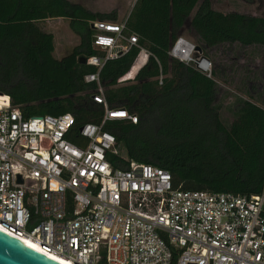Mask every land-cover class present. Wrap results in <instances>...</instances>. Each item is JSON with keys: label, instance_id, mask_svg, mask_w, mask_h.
<instances>
[{"label": "trees", "instance_id": "trees-1", "mask_svg": "<svg viewBox=\"0 0 264 264\" xmlns=\"http://www.w3.org/2000/svg\"><path fill=\"white\" fill-rule=\"evenodd\" d=\"M260 0H250V5ZM66 19L80 42L62 58L55 56V36L42 23ZM120 24L117 11L93 12L71 0H0V94L8 95L25 117L72 115L76 127L68 139L76 145L87 123L100 124L104 108L93 96L103 89L110 108L125 109L138 122L114 120L105 129L120 153L109 152L112 169L130 162L170 173L174 189L255 196L264 190V10L256 14L215 9L213 0H136L124 34L138 43L100 69L80 58L99 57L92 23ZM196 42L201 54L228 46L245 64L213 65L211 77L172 58L179 36ZM142 49L149 53L140 66ZM242 51V52H241ZM212 61V60H211ZM213 63V61H212ZM259 63L257 66L256 64ZM140 66V67H139ZM228 67H230L228 71ZM99 72L97 82L85 77ZM137 72V73H136ZM131 80L122 82L128 75ZM221 84L237 92L229 109L218 104ZM179 252L173 251L172 264Z\"/></svg>", "mask_w": 264, "mask_h": 264}, {"label": "built area", "instance_id": "built-area-1", "mask_svg": "<svg viewBox=\"0 0 264 264\" xmlns=\"http://www.w3.org/2000/svg\"><path fill=\"white\" fill-rule=\"evenodd\" d=\"M92 26L93 45L106 56L86 63L99 71L138 43L124 34V23ZM169 55L212 75V61L184 36ZM148 56L142 49L141 66ZM85 81L100 86L99 72ZM93 100L104 118L83 125L76 145L68 139L76 127L72 115L25 117L0 94L1 229L71 264H172L173 251L177 264H264V190L255 196L184 191L152 165L112 169L106 156L121 149L107 123L138 118L110 108L101 87Z\"/></svg>", "mask_w": 264, "mask_h": 264}, {"label": "rangeland", "instance_id": "rangeland-1", "mask_svg": "<svg viewBox=\"0 0 264 264\" xmlns=\"http://www.w3.org/2000/svg\"><path fill=\"white\" fill-rule=\"evenodd\" d=\"M72 2L81 3L87 9L93 12H102V13H112L113 11H117L119 14V21L120 23L125 21L132 8L135 4L136 0H71ZM213 4L215 9L221 10L225 13L237 11L240 13L245 14H256L260 10H264V0H260L261 9L258 8V3L250 5V0H213ZM42 27L45 31L53 33L55 36V45L56 51L55 56L56 58H61L68 54L75 46H77L80 42V38L76 35L70 27V22L66 19L60 18L59 20L54 19L49 22H45L42 24ZM186 39L196 45V42L184 35ZM233 48L231 49L226 46L225 48H221V50L213 51L215 58L213 61V65L215 66L216 63H223L228 66H231L232 63L230 59H236L240 66L245 64V59L242 57V53L234 54L238 52ZM234 52V53H233ZM242 52V51H241ZM257 66L259 63L256 64ZM230 67H228L229 71ZM135 74L128 75L124 79H122L123 83L125 81L133 79ZM237 96V92L224 84H221L220 94L218 98V104L223 107L224 117L227 121H231V114H229V109L233 105L235 101V97Z\"/></svg>", "mask_w": 264, "mask_h": 264}, {"label": "water", "instance_id": "water-1", "mask_svg": "<svg viewBox=\"0 0 264 264\" xmlns=\"http://www.w3.org/2000/svg\"><path fill=\"white\" fill-rule=\"evenodd\" d=\"M94 28L93 26H91ZM96 38L93 37L92 42ZM200 52V48H198ZM82 64H86V58H80ZM22 183V181H19ZM0 264H59L42 255L20 241L0 231Z\"/></svg>", "mask_w": 264, "mask_h": 264}, {"label": "bare ground", "instance_id": "bare-ground-1", "mask_svg": "<svg viewBox=\"0 0 264 264\" xmlns=\"http://www.w3.org/2000/svg\"><path fill=\"white\" fill-rule=\"evenodd\" d=\"M0 231H3L4 233H6L7 235H9L10 237L20 241L21 243L27 245L28 247L34 249L35 251L41 253L42 255L48 257L49 259H52L53 261L59 263V264H71L67 261H65L64 259L60 258V257H57L55 255H52V254H48V253H45L42 249H40L37 245H35L32 241H30L29 239H26V238H20V237H17L15 235H12L6 231H4L3 229L0 228Z\"/></svg>", "mask_w": 264, "mask_h": 264}, {"label": "crops", "instance_id": "crops-1", "mask_svg": "<svg viewBox=\"0 0 264 264\" xmlns=\"http://www.w3.org/2000/svg\"><path fill=\"white\" fill-rule=\"evenodd\" d=\"M135 2H136V1H135ZM57 20H59V19H57ZM49 21H51V20H47V21H45V22H49ZM45 22H43L42 24H44ZM46 32H47V31H46ZM55 41H56V40H55ZM55 51H56V48H55ZM62 57H63V56H62ZM62 57H61V58H62ZM59 59H60V58H59ZM140 66H141V63H140ZM140 66H139V67H140ZM136 73H137V72H136ZM136 73H135V74H136ZM134 77H135V76H134Z\"/></svg>", "mask_w": 264, "mask_h": 264}]
</instances>
